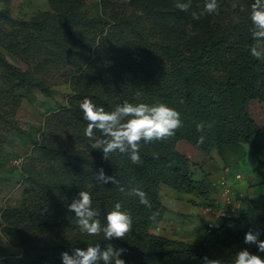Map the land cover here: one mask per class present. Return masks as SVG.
<instances>
[{
    "label": "trees",
    "instance_id": "trees-1",
    "mask_svg": "<svg viewBox=\"0 0 264 264\" xmlns=\"http://www.w3.org/2000/svg\"><path fill=\"white\" fill-rule=\"evenodd\" d=\"M110 2L115 3L117 9L108 11ZM253 2L218 0L215 13L196 20L191 13L200 11L204 0H192L188 11L178 9L177 0L99 1L103 17L88 20L84 37L90 53L71 76L72 99L55 114L60 118L59 124L52 120L54 123L49 125L52 132L64 127L67 132L56 143L37 142L36 136L24 138L26 148L38 144L42 162H48L46 175L44 171L40 177L43 192L34 193L40 202L32 206L31 215L37 213V216L34 221L30 219L29 224L19 226L15 219L5 218L4 210L8 208L1 210L3 229L21 234L25 228L46 227L58 233L54 242L45 245L27 246L22 240L19 251L23 261L62 264L63 252L71 254L77 247L86 249L87 245L95 243L101 250L109 245L123 249L126 264H203V257L227 261L242 248L257 252L256 244H246L244 236L252 230L259 234L258 239H264V216L249 205L241 206L236 216L220 221L196 242L150 231L151 225L162 220L167 211L160 194L163 185L180 193L196 194L207 204L214 205L209 177H196L191 161L177 148L180 140H188L209 154L213 148L220 152L237 151L243 143L252 146L257 137L264 136V129L249 112L251 101H264V59L250 52L260 44L264 47V41L252 37ZM94 75L99 81L92 85L88 78ZM85 98L92 99L106 111L125 100L133 103L164 101L181 112L183 126L166 139L141 141L138 163L119 152L105 159L102 150L92 148V141L84 134L88 121L82 117L80 103ZM199 122L211 127L198 132L196 124ZM94 135L102 138L98 129L94 130ZM201 135L205 136L203 143L198 142ZM3 145L0 172L11 174L9 179L17 175L23 177L12 165L11 156H3ZM253 150L258 166L264 170L262 154ZM16 155L21 156V153L12 156ZM101 167L106 175L115 176L126 190L141 187L152 202V210H158L159 215L150 219L152 210L140 204L137 196L121 192L120 185L111 181L97 182L95 176ZM79 191L94 195V207L102 223H106V212L114 202L121 201L132 213L131 231L123 238L110 241H105L102 233L88 236L81 232L77 218L67 208ZM51 200L53 204H49ZM39 207L51 214L41 216L37 212ZM25 214L30 215L28 210ZM22 237L24 239V234ZM1 251L8 252L0 247ZM258 254L264 257V253ZM5 261L6 258L4 264Z\"/></svg>",
    "mask_w": 264,
    "mask_h": 264
},
{
    "label": "rangeland",
    "instance_id": "rangeland-1",
    "mask_svg": "<svg viewBox=\"0 0 264 264\" xmlns=\"http://www.w3.org/2000/svg\"><path fill=\"white\" fill-rule=\"evenodd\" d=\"M99 1L0 0V147L4 143L3 156L9 154L12 165L24 175L9 179L11 174L0 172V211L8 208L4 210L5 218L15 219L19 226L29 224L30 219L34 221L37 216V213L31 215L32 206L40 202L34 193L43 192L40 177L44 171L46 175L48 166L47 161L41 160L38 144L27 149L24 138L36 136L37 142L56 143L67 132L65 127L52 132L49 125L59 124L60 118L55 114L72 99L71 76L90 53L84 33L88 30L89 19L102 16ZM108 7V11L117 9L112 2ZM260 47L263 46L260 44ZM97 81L96 75L88 78L92 85ZM249 112L264 129V101H251ZM252 146L243 143L237 151L226 149L222 152L213 148L207 154L188 140H180L177 144L178 150L191 161L198 179L209 176L205 170L208 161L213 168L212 178H209L211 188L217 190L220 182L226 180L234 190L244 194L243 203L250 186L264 184V170L253 155L254 148L262 154L264 162V136L257 137ZM16 152L21 156H12ZM160 194L167 211L162 220L151 225L150 231L169 230L175 236L182 235L196 242V223L191 222L188 210L191 204L206 205L207 202L196 194L180 193L166 185L161 187ZM41 207L37 210L41 216L51 214ZM26 210L30 215L25 214ZM203 228L206 232L205 223ZM22 233L3 229V234L12 243L5 264H39L36 260L28 263L22 260L19 251L22 240L27 246L33 243L45 245L54 242L58 234L55 229L46 227L25 228Z\"/></svg>",
    "mask_w": 264,
    "mask_h": 264
},
{
    "label": "clouds",
    "instance_id": "clouds-1",
    "mask_svg": "<svg viewBox=\"0 0 264 264\" xmlns=\"http://www.w3.org/2000/svg\"><path fill=\"white\" fill-rule=\"evenodd\" d=\"M176 7L182 11H188L192 7V0H177ZM218 0H204L200 11H192L194 19L199 20L202 15L212 14L218 10ZM250 19L253 25L252 37L257 41H264V0H254L251 4ZM251 55L264 59V47H253ZM82 117L88 121L84 130L85 136L92 141V148L102 150L105 159L112 153L127 154L133 163L141 160V141L150 143L154 140H163L175 135L178 128L183 126L181 112L164 101L133 103L125 100L118 103L110 111H106L103 106H99L90 98H85L80 103ZM211 124L199 122L196 124L198 132L203 133L205 128ZM98 129L102 138L94 135V130ZM204 135L198 137V142L203 143ZM95 180L105 184L109 181L112 184L120 185V181L115 176L106 175L101 167L96 173ZM120 191H128L139 198L140 204L152 210V202L148 194L141 187H133L126 190L120 185ZM94 195L89 191H79L67 204L68 211L74 213L77 218L81 232L88 236L103 234L105 241L114 238H123L133 227V216L124 204L117 200L110 210L106 212V223H102L99 218L100 213L94 207ZM159 215L158 210H152L150 219H155ZM258 233L249 230L245 233L244 242L246 244L255 243L257 252L253 253L247 248H242L227 261L221 259H208L203 257V264H264V257L258 253H264V239H258ZM123 249H114L109 245L101 250L98 243L89 244L85 248H75L71 254L63 252L61 254L62 264H126L122 258Z\"/></svg>",
    "mask_w": 264,
    "mask_h": 264
},
{
    "label": "crops",
    "instance_id": "crops-1",
    "mask_svg": "<svg viewBox=\"0 0 264 264\" xmlns=\"http://www.w3.org/2000/svg\"><path fill=\"white\" fill-rule=\"evenodd\" d=\"M207 158H209V156H207ZM11 163H13V160L11 161ZM205 165V170L206 173L209 174V178L211 179L212 176L210 175L211 173H213V168L212 166H210L209 162L206 161ZM212 168V169H211ZM264 182V180L262 181ZM258 184H253L252 186H250V188L248 189L247 192V200L246 202H242V206H252L255 208L256 212L262 216H264V184L260 183L258 186ZM210 197L213 200V203L215 206H220L223 202V198L220 192V184L218 186V189L216 190V188H212L211 189V193H210ZM204 206L205 205H200L197 204L193 205L191 204V207L188 210V214L191 218V222L192 223H196V238L197 241H199L202 237L204 232V228H203V224L205 223L207 226V221L210 219V215L206 214L204 212ZM1 214V211H0ZM203 228V229H202ZM194 233V232H193ZM191 233V234H193ZM194 233V234H195ZM157 234H162L165 235L169 238H173V239H177V240H183V241H189L186 238H184L182 235L181 236H175L174 234H171L169 232V230L167 231H161L158 232ZM192 242V241H189ZM10 241L9 239L3 234V225L0 223V247L4 248L5 250H8V252L10 251L9 245H10ZM12 246V245H11ZM7 251H1L0 252V264H3L4 259L8 257V253Z\"/></svg>",
    "mask_w": 264,
    "mask_h": 264
},
{
    "label": "built area",
    "instance_id": "built-area-1",
    "mask_svg": "<svg viewBox=\"0 0 264 264\" xmlns=\"http://www.w3.org/2000/svg\"><path fill=\"white\" fill-rule=\"evenodd\" d=\"M220 192L223 198V203L220 206L212 204H206L204 206V212L210 215L205 229L206 232L211 231L220 221L236 216L241 209L244 199L242 192L234 190L226 180L220 182Z\"/></svg>",
    "mask_w": 264,
    "mask_h": 264
}]
</instances>
